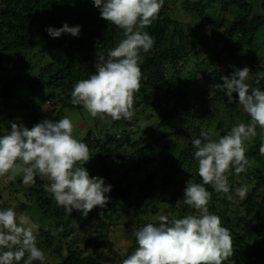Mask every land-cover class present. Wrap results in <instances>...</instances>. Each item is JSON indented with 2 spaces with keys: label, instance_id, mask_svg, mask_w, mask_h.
Masks as SVG:
<instances>
[{
  "label": "trees",
  "instance_id": "16d2710c",
  "mask_svg": "<svg viewBox=\"0 0 264 264\" xmlns=\"http://www.w3.org/2000/svg\"><path fill=\"white\" fill-rule=\"evenodd\" d=\"M178 4L179 0H164L157 20L145 29L155 44L148 53L141 52L143 79L133 119L109 124L110 117H106L98 131H89L82 140L92 155L87 170H97L89 172L90 176L103 177L112 185L107 211L97 206L86 218L77 210L69 215L45 191L49 181L39 175L32 185H24L17 176L4 186L11 198H20L19 208L2 200L0 192V208L14 207L18 213L34 200L42 215L39 221L46 220L50 226L38 234L37 246L53 256L56 264H122L138 246L134 233L139 228L157 223L160 215L183 218L194 212L183 203L187 181L203 183L192 139L198 138L201 130L224 135L238 121L250 123L237 94L233 93L236 103L229 104L213 85L222 84V77L247 66L253 77L249 83L264 90V80L255 83L256 73L264 71V0H183L181 8L195 25L174 19ZM65 23L81 26L78 37L65 33L53 38L46 31ZM124 38L123 29L100 17L93 0H0V136L10 130V122L31 129L45 119H62L67 109H83L71 103L75 83L95 74L98 57H107ZM40 94L37 108L41 113L36 115L29 111V104ZM149 120L157 126L136 138L140 123ZM99 129L101 135L95 137ZM256 131L246 153L254 161L253 167L240 175L232 170L229 175V194L233 196L235 188L247 185L246 199L233 196L229 200L226 194L205 185L211 193L209 211L221 217L233 237L234 255L225 264H264V155L259 152L264 129L257 126ZM179 134L191 136L186 146ZM124 150L130 154L131 166L123 161ZM113 162L124 168L123 175L119 176ZM133 171L145 176V182L130 178ZM149 193L168 198L160 196L152 202ZM101 213H107L109 221L123 213L136 223L123 229L111 225L123 233L110 235L109 224L105 223L108 229L98 222L91 224ZM61 226L63 231L53 236L51 230ZM115 240L130 241L127 251L114 252Z\"/></svg>",
  "mask_w": 264,
  "mask_h": 264
},
{
  "label": "clouds",
  "instance_id": "9594fccd",
  "mask_svg": "<svg viewBox=\"0 0 264 264\" xmlns=\"http://www.w3.org/2000/svg\"><path fill=\"white\" fill-rule=\"evenodd\" d=\"M100 17L123 29L124 39L95 63V74L75 83L71 103L82 105L93 118L102 121L134 116L136 94L141 91L144 57L155 44V38L146 28L157 20L164 0H93ZM53 38L62 34L78 37L81 26L48 27ZM251 69H237L222 77V84L213 88L224 93L227 103L238 104L250 117V123L238 122L224 135L209 129L201 130L191 143L195 148L198 175L203 183L187 181L183 203L194 212L183 218L160 215L157 223H147L135 231L136 244L122 264H225L234 255L231 230L223 225L219 215L209 211L211 185L217 193L229 200V175L246 173L253 167L246 153L248 145L257 136L256 128L264 129V90L253 87L249 81ZM264 80V71L256 73L257 85ZM7 134L0 136V177L15 181L22 177L24 185H32L35 178H47L45 191L52 194L56 204L66 213L79 211L84 218L99 206L109 203L112 185L103 177L90 176L84 167L92 157L89 146L74 137L73 121L65 116L59 120L45 119L31 129L23 123L10 122ZM120 138V134L116 135ZM264 155V139L259 147ZM240 200L248 195L247 185L234 189ZM40 225L14 207L0 208V264H45L46 254L38 245ZM45 230L48 227L45 226ZM63 227L51 230L55 236Z\"/></svg>",
  "mask_w": 264,
  "mask_h": 264
},
{
  "label": "rangeland",
  "instance_id": "374dc122",
  "mask_svg": "<svg viewBox=\"0 0 264 264\" xmlns=\"http://www.w3.org/2000/svg\"><path fill=\"white\" fill-rule=\"evenodd\" d=\"M182 1L183 0H179L178 10L176 12H174V14H173L174 19L181 20L185 25L186 24L195 25V22L192 20V18H190V16L187 15L184 12L183 8H181ZM197 1H199V0H196V2ZM42 95L43 94H40V95L34 97L32 99V102L29 104V107H30L29 111H33L34 113H36V115L41 113V110L39 109V107L37 108V104H38V106L40 105L41 100H42V98H41ZM47 103H48V101H46L45 107L47 106ZM32 104H33L34 107H32ZM65 116L69 117L73 121V124H74L73 135H74L75 138H77L78 140H81V141L83 139H85V137H86V135L88 134L89 131H91V130H95L96 131L99 128V124L100 123L104 124V120L103 121L100 120L99 122H97L96 118L91 117L90 114L84 108L81 109V110L67 109V110H65L63 112V118ZM233 116H235V115H233ZM150 120L147 123H145L144 121L140 123L139 129H137V132L135 133V137L136 138H140L142 135L145 134V132L149 133L151 131L152 127L155 128L157 126V123L155 124L154 121L151 122ZM238 122H241V121H238ZM150 127H151V129L147 130ZM130 131H132V130H130ZM133 132H135V130ZM100 135H101V133H100V129H99V132L97 133V135L95 137H98ZM178 137H180L179 139L181 140V142L183 143L184 146H186L189 143L190 139H191V136L189 134L186 135V136H183V135L180 136V134H179ZM122 153L124 155L126 153V151L124 150ZM123 161L128 163V165H130V166L133 164V161H132L129 153L125 154ZM113 165L115 166L114 168L117 169V173L119 174V176L123 175L124 168L120 167L118 163H114L113 162ZM84 167L86 169H88L89 164L86 163L84 165ZM95 171H97V170H95ZM95 171H92V168L89 169V172H91L92 174H94L93 172H95ZM132 176L134 178H136V179L138 178L139 182L142 180L141 183L145 182V180H144L145 176L142 177L140 175H137V173L134 172V171L131 174H129L130 178ZM10 182L11 181L8 180L5 177H4V179L0 180V192L2 193V196H3L2 200H5V201H9L10 200L11 204L14 203V204H16V208L17 207L19 208L21 206L20 204L22 203V201L20 202V200H18L20 198L19 197H18V199H16L15 197L11 198L9 196V191L7 189H5V187H4V186H9ZM146 192H147V190L145 191V193ZM149 196L150 197L148 199L151 200L152 202H155L158 197H160V196L162 197L163 195H161V193H157V195H152V194L149 193ZM165 196L167 197L168 195H165ZM165 196H163L162 198H166ZM233 196L236 199L240 200V198L238 196H236L235 193H233ZM240 201H238V202H240ZM19 202H20V204H19ZM236 204H238L237 201H236ZM27 205L29 207L27 209H25L21 213L26 214L27 216L30 217V219L32 221L38 223L41 226L40 229H39V234L42 233V230L46 231L45 230V226H47L48 230H49L50 226H49V224H48V222L46 220H44L43 222L39 221V219L41 218L42 215H41V213L39 211H37L35 209L34 200L31 199V201H29V203H27ZM103 210H104V212H106L107 211V207L103 208ZM106 217H107V213H105V215H104V213H101L99 218L97 217L95 220H93L91 222V224L94 225V224H96V222H98V225H105V223L109 224L110 225L109 226V234L110 235H112V234L115 235L114 233H112V232H115V231H119L120 233H123L119 229H117L118 227L114 228L111 225L118 224V226H120V228L123 229L124 226L129 228L131 225H135V223H136V219L135 218L133 219L132 216L130 217V216H127V215H125L123 213H117L116 215L111 216L110 221L106 220ZM151 219H153V218L151 217ZM107 224L105 226L108 229V225ZM118 237H120V236H118ZM72 238H74L76 240L77 238H80V237L79 236H73ZM127 241L128 240H119V241L115 240V244L116 245H115L114 252L119 251L120 254L126 252L128 244L130 243V241H128L129 243ZM81 243H83V242H81ZM80 248L81 249L84 248V244H81ZM46 257H47V259L45 261L46 264H56L55 258L53 256H49V254L48 255L46 254Z\"/></svg>",
  "mask_w": 264,
  "mask_h": 264
}]
</instances>
